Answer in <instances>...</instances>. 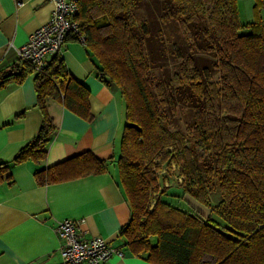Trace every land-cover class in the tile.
<instances>
[{
    "label": "trees",
    "instance_id": "obj_1",
    "mask_svg": "<svg viewBox=\"0 0 264 264\" xmlns=\"http://www.w3.org/2000/svg\"><path fill=\"white\" fill-rule=\"evenodd\" d=\"M76 20L101 80L125 102L118 175L130 208L123 235L131 250L152 264H264V26L243 24L237 0H77ZM262 0H255L258 13ZM144 7L139 24L135 12ZM177 20L193 35L192 45L215 57L219 82L206 77L201 58L187 56L172 85L180 102L195 111L191 140L171 132L163 108L173 94L153 84L148 63L163 49L162 28ZM201 20V21H200ZM203 23V24H202ZM106 29L107 35L101 30ZM68 40H78L70 34ZM34 72L20 62L0 70V88ZM42 122L11 163H0V182L10 165L46 159L56 126L46 101L59 102L91 119L89 91L55 57L34 72ZM22 113V112H21ZM20 113V114H21ZM176 166L181 194L158 190L157 174ZM105 161L85 152L34 173L38 185L104 173ZM218 185L216 206L201 175ZM6 179V178H5ZM168 188V187H166ZM156 194L153 206L151 198ZM188 195L210 212L204 217L181 203ZM155 238V242H151ZM204 256L211 261H204Z\"/></svg>",
    "mask_w": 264,
    "mask_h": 264
},
{
    "label": "crops",
    "instance_id": "obj_2",
    "mask_svg": "<svg viewBox=\"0 0 264 264\" xmlns=\"http://www.w3.org/2000/svg\"><path fill=\"white\" fill-rule=\"evenodd\" d=\"M254 5L255 0H242L241 4L237 0L239 19L248 24L258 17L264 26V0L258 13ZM52 10L53 5L46 0H0V70L8 71L20 63L16 48L48 21ZM55 57L88 89L92 118H80L59 102L46 101L56 126L46 159L10 165L0 182V264H62L56 226L65 219L78 224L83 238L101 237L109 247L122 252L121 257L114 256L105 264H152L145 260V254H135L123 235L130 208L116 161L125 124V102L118 91L101 80L81 41H66L62 52L48 56L46 64ZM34 75L0 88V163H11L41 125ZM85 152L105 161L106 171L44 186L35 181L36 171ZM191 199L195 209L206 217L203 210L210 211Z\"/></svg>",
    "mask_w": 264,
    "mask_h": 264
},
{
    "label": "rangeland",
    "instance_id": "obj_3",
    "mask_svg": "<svg viewBox=\"0 0 264 264\" xmlns=\"http://www.w3.org/2000/svg\"><path fill=\"white\" fill-rule=\"evenodd\" d=\"M241 3L242 0H240V4ZM146 16L144 7H141L135 12V18L138 24L143 22V20L146 19ZM161 28L163 37L162 46L164 50L160 53L157 59L148 63V77L154 85L163 82L173 94L174 98L171 107L163 108V112L165 111L169 124V130L171 132L180 133L187 139V141H190L192 127L195 123V111L180 102L172 85L173 78L174 75L178 73L180 65L184 62L186 57L194 55L201 58L200 65L205 67L207 79L217 84L219 82V73L214 69L215 57L208 52L204 53L203 48L200 46L197 48L201 52L195 49L192 45V33L188 31L186 26L179 23V21L171 20L167 24L161 26ZM100 33L105 36L107 35L106 29L101 30ZM175 167L172 166L169 169L164 168V170L157 174V188L159 187V191L167 189L166 191L170 194H181L180 182L182 183V179L180 178V170ZM200 172L208 190V199L210 200L211 205L216 206L219 198L218 185L215 180L205 177L201 169ZM156 197V194L152 196L149 209L152 208ZM186 197V200H183V198L181 199V203L184 206L195 209L196 206L193 200L189 196ZM203 213L208 217L209 214L206 210H203ZM153 239L155 242L156 239ZM203 260L211 261V258L204 256Z\"/></svg>",
    "mask_w": 264,
    "mask_h": 264
},
{
    "label": "built area",
    "instance_id": "obj_4",
    "mask_svg": "<svg viewBox=\"0 0 264 264\" xmlns=\"http://www.w3.org/2000/svg\"><path fill=\"white\" fill-rule=\"evenodd\" d=\"M53 5L48 21L33 31L27 41L16 48L18 60L29 64L34 72H42L46 58L62 52L69 34L80 35L76 20L79 7L77 0H46ZM56 234L60 239L59 253L62 264H105L114 256H122L118 249L109 247L103 238H83L78 224L70 219L59 221Z\"/></svg>",
    "mask_w": 264,
    "mask_h": 264
}]
</instances>
